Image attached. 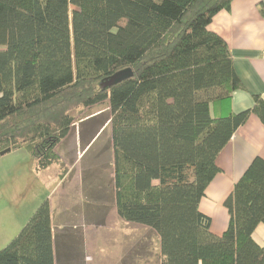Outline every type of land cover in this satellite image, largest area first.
Returning <instances> with one entry per match:
<instances>
[{
	"label": "trees",
	"instance_id": "trees-1",
	"mask_svg": "<svg viewBox=\"0 0 264 264\" xmlns=\"http://www.w3.org/2000/svg\"><path fill=\"white\" fill-rule=\"evenodd\" d=\"M232 1L0 0V153L27 149L37 172L60 165L73 112L108 101L118 214L159 236L161 264H264L254 240L263 159L226 199L222 236L200 211L220 152L252 114L264 124L259 96L239 114L211 112L243 88L228 44L208 28ZM126 69L133 78L106 86ZM59 249L47 200L0 264H55Z\"/></svg>",
	"mask_w": 264,
	"mask_h": 264
},
{
	"label": "crops",
	"instance_id": "crops-1",
	"mask_svg": "<svg viewBox=\"0 0 264 264\" xmlns=\"http://www.w3.org/2000/svg\"><path fill=\"white\" fill-rule=\"evenodd\" d=\"M262 6H264V0H233L230 10L219 12L208 27L209 31L220 36L228 44L235 72L243 85L241 90L232 95L229 102L212 105L211 112L215 118L239 114L252 109L255 97L259 96L264 100V16L261 12ZM96 139L89 140L80 150L79 139L75 138L71 150H76L79 158L74 167H80L78 169L82 170V164L87 154L96 146V144L92 145ZM67 140L69 137L60 144L58 149L62 148ZM95 152L99 153L100 151ZM98 153L94 156H97ZM65 154V151L58 154L62 164L66 161ZM257 158L264 160V124L258 116L252 114L218 155L216 164L220 172L210 183L206 189L205 197L200 202V211L212 220L211 232L214 235L220 237L228 229L230 214L225 207V201ZM64 164L70 166L68 162ZM85 166L87 167V165ZM54 167L56 168L54 180L57 181V185L71 180V172H69L60 181L59 165H53L39 174L48 172ZM88 169L94 171V164H90ZM82 175L83 171L80 176L82 177ZM96 188L95 185L92 191L96 192ZM76 189L73 190L75 193H77ZM101 190L103 191V188ZM102 200L98 199L94 202L101 203L96 211L88 210L89 203L84 202L83 209H81L80 203L70 201L75 204L69 203L67 210L63 209L60 213L58 212L59 215L56 214L57 210H53L52 200L49 201L54 235H60L57 232L58 223L63 225L64 219L71 220L72 224L76 225L74 229L83 227L82 225L88 229L90 226L87 225H98L94 231L84 228L83 237L72 231L64 233L67 242L65 245L74 241L73 245H77V247L66 248L64 246L56 250L55 264H161L159 236L153 233L150 228L126 222L119 216L115 189L110 201L111 206L104 199ZM93 207L95 208V206ZM75 208L76 211H70ZM111 224L112 227H107ZM139 227L142 231L141 237L133 233ZM143 236H147V238L150 236L151 239L156 240L158 248L155 249L151 246V241L144 239ZM254 240L264 246V224L257 227Z\"/></svg>",
	"mask_w": 264,
	"mask_h": 264
},
{
	"label": "rangeland",
	"instance_id": "rangeland-1",
	"mask_svg": "<svg viewBox=\"0 0 264 264\" xmlns=\"http://www.w3.org/2000/svg\"><path fill=\"white\" fill-rule=\"evenodd\" d=\"M73 115L77 121L73 125L69 140H67L62 148L57 149V154L60 152L63 153V151L66 153L64 155L66 161L63 164L61 162L58 171L60 181L71 172V180L67 183L57 185V181L54 180L55 167L52 168L53 170L51 169L48 172L39 174L36 170V163L29 151L25 148L13 151L0 158V251L6 248L20 234L36 210L47 200H52L53 210H57V215L63 209L66 211L69 203H80L81 209H83V203L86 202L90 205L87 206L89 208L88 210L93 209V211H96L100 207L99 204L101 203H94L98 199L99 201H103L102 199H104L108 205L111 204L110 201L115 189V167L113 132L110 121L112 113L109 102L107 101L85 109L83 112L81 110L75 111ZM98 132L101 133L92 144H96V146L89 152L90 154H87L85 160L83 159L82 170L78 169L80 167H74L75 162L79 158L76 150H71L75 138L79 139L78 147L82 150L85 143L89 142ZM98 150L100 151L99 153L95 152ZM96 153L98 155L94 156ZM67 162L70 166H65L64 163ZM90 164H94V171L88 169ZM82 171L83 175L81 177L80 174ZM95 185L97 186L95 189L96 192H93L92 189ZM74 188H77V193L73 191ZM101 188H103V191ZM70 201H75V203ZM107 209L109 211L110 207ZM76 210V208L70 209L72 212ZM58 225L57 232L60 234V246H65L66 248L77 247V245H73L74 241L65 245L67 242L64 233H71L72 231L82 236L84 234V228L86 227L82 225L83 227L74 229L76 225L72 224L71 220L67 221L66 219H64L63 225L60 223ZM87 226H90L89 229L88 227L86 228L89 231H94L98 228V225ZM108 226L110 228L112 224ZM140 229L141 227L133 233L141 237L142 231ZM143 237L148 241L150 240L151 246L155 249L158 248V243L156 240L151 239L152 237ZM154 259L156 260V257Z\"/></svg>",
	"mask_w": 264,
	"mask_h": 264
},
{
	"label": "water",
	"instance_id": "water-1",
	"mask_svg": "<svg viewBox=\"0 0 264 264\" xmlns=\"http://www.w3.org/2000/svg\"><path fill=\"white\" fill-rule=\"evenodd\" d=\"M133 76H134V73L131 69L122 70V71L115 73L110 78H108L106 80L105 84L107 87H114L116 85H119V84L133 78ZM11 152H12L11 149H7V150L1 152L0 158L10 154Z\"/></svg>",
	"mask_w": 264,
	"mask_h": 264
}]
</instances>
